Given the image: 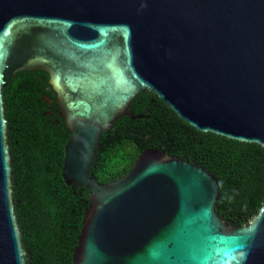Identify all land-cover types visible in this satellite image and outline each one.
I'll use <instances>...</instances> for the list:
<instances>
[{
  "label": "water",
  "instance_id": "water-1",
  "mask_svg": "<svg viewBox=\"0 0 264 264\" xmlns=\"http://www.w3.org/2000/svg\"><path fill=\"white\" fill-rule=\"evenodd\" d=\"M35 70L70 132L62 177L90 191L73 264H264V201L231 228L201 166L146 149L116 181L88 175L102 133L140 118L143 92L199 132L264 149V0H0V264H29L2 89Z\"/></svg>",
  "mask_w": 264,
  "mask_h": 264
},
{
  "label": "trees",
  "instance_id": "trees-1",
  "mask_svg": "<svg viewBox=\"0 0 264 264\" xmlns=\"http://www.w3.org/2000/svg\"><path fill=\"white\" fill-rule=\"evenodd\" d=\"M11 153L14 215L29 264H73L72 256L89 208L90 191L62 177L69 133L43 115L54 98L48 75L19 71L2 89ZM130 111L102 133L88 175L100 184L122 178L138 155L154 149L201 166L218 181L217 215L242 228L264 201V149L254 143L202 133L180 120L149 92L136 95Z\"/></svg>",
  "mask_w": 264,
  "mask_h": 264
},
{
  "label": "flooded vegetation",
  "instance_id": "flooded-vegetation-1",
  "mask_svg": "<svg viewBox=\"0 0 264 264\" xmlns=\"http://www.w3.org/2000/svg\"><path fill=\"white\" fill-rule=\"evenodd\" d=\"M49 85V84H48ZM50 86V85H49ZM51 88V86H50ZM52 90V88H51ZM52 92L54 93V91L52 90ZM46 98V97H45ZM48 109L47 112L44 113V117L47 118L48 120L52 121L53 125L56 127H60L61 125H63L65 127V129L67 130L65 123L59 113V107L56 101V95L54 93V98H48ZM67 132L70 135V132L67 130Z\"/></svg>",
  "mask_w": 264,
  "mask_h": 264
}]
</instances>
